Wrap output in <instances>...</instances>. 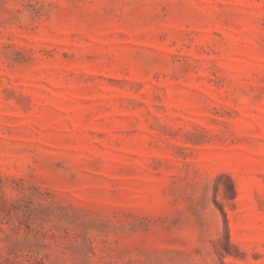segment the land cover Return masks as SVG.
Wrapping results in <instances>:
<instances>
[{
	"label": "rangeland",
	"instance_id": "1",
	"mask_svg": "<svg viewBox=\"0 0 264 264\" xmlns=\"http://www.w3.org/2000/svg\"><path fill=\"white\" fill-rule=\"evenodd\" d=\"M0 264H264V0H0Z\"/></svg>",
	"mask_w": 264,
	"mask_h": 264
}]
</instances>
